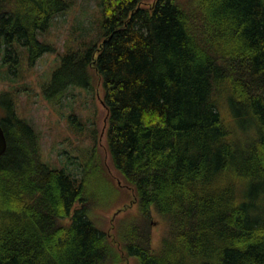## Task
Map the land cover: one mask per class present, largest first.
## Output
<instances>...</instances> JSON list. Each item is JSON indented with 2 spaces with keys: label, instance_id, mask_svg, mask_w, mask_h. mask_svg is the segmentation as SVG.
I'll list each match as a JSON object with an SVG mask.
<instances>
[{
  "label": "trees",
  "instance_id": "trees-1",
  "mask_svg": "<svg viewBox=\"0 0 264 264\" xmlns=\"http://www.w3.org/2000/svg\"><path fill=\"white\" fill-rule=\"evenodd\" d=\"M72 1L0 0V264H264V0H94L101 39L59 53L39 36ZM46 53L43 99L101 87L104 146L67 117L90 140L78 176L43 160L21 114L17 80ZM122 204L116 229L95 222Z\"/></svg>",
  "mask_w": 264,
  "mask_h": 264
},
{
  "label": "rangeland",
  "instance_id": "rangeland-1",
  "mask_svg": "<svg viewBox=\"0 0 264 264\" xmlns=\"http://www.w3.org/2000/svg\"><path fill=\"white\" fill-rule=\"evenodd\" d=\"M188 1L176 0L177 4L181 6ZM52 23L48 34L39 36V39H47L59 53L64 52V43H67L70 38L85 40L86 45L82 48H87L102 37L101 7L94 0H73L72 6L65 12L55 16ZM59 65L60 61L56 53H46L36 62L31 72L27 73L25 79L17 80V86L23 84L33 92V96L29 101L25 95L26 92H21V114L28 119L38 133L43 160L53 167H63L73 176H78L81 170L79 162L82 163L84 159L80 160L78 158L79 151L77 146H89L90 140H86L84 143L80 142V137L72 133L73 130L68 124L67 117L71 115L70 121L74 125L77 124V120L85 123L87 131L92 129V127L96 128L100 143H103L104 146L106 110L99 101L103 97L99 82L94 84L93 94H85L80 89L72 88L65 93L58 104H52L43 99L40 87L41 85L43 87L44 81L51 78ZM5 87H7V83L0 81V90L5 89ZM94 122L96 125L93 124ZM100 146L99 153L101 157L106 164L110 165L109 157L106 155L104 147ZM108 168L113 178L118 179L120 184L123 185V180L112 166L110 165ZM124 205H117L118 207L115 206L108 213L96 211L93 213L94 216H92L95 222L104 230H110L113 226L116 229L122 217H127L128 214L133 213L134 209L132 206L124 207ZM121 207L125 210L117 212ZM154 227L152 244L158 245L164 231V225L155 221ZM121 264H135V260L130 258Z\"/></svg>",
  "mask_w": 264,
  "mask_h": 264
},
{
  "label": "water",
  "instance_id": "water-1",
  "mask_svg": "<svg viewBox=\"0 0 264 264\" xmlns=\"http://www.w3.org/2000/svg\"><path fill=\"white\" fill-rule=\"evenodd\" d=\"M7 149V140L2 127L0 126V156H2Z\"/></svg>",
  "mask_w": 264,
  "mask_h": 264
}]
</instances>
